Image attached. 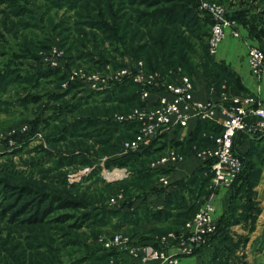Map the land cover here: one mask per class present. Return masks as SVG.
Returning a JSON list of instances; mask_svg holds the SVG:
<instances>
[{"label":"rangeland","instance_id":"rangeland-1","mask_svg":"<svg viewBox=\"0 0 264 264\" xmlns=\"http://www.w3.org/2000/svg\"><path fill=\"white\" fill-rule=\"evenodd\" d=\"M98 1L77 0L73 5L70 2L61 5L58 0H0V75H5L8 70L16 67L23 69L24 74L37 72L41 67L58 68L63 75L61 82L52 76L41 81L37 89L27 91L19 84L6 86L5 83L2 86L4 92L0 91V136L13 133L11 137L18 145L11 151L0 152V188L3 183L30 185L36 190L76 198L87 205L78 209L56 210L46 223H11L7 218L0 219V264H100L93 259L82 262L81 259L89 248L98 245L102 249L100 236L125 233L124 229H129L131 225L127 222L119 224L116 219L106 221L104 209L108 207L134 211L140 208L136 207L141 198L137 197L139 192H126V187L121 183L131 178L132 171L116 164L108 167L105 162L111 155L112 159H116L121 147L115 142V147H111L110 141H102L109 140V137L116 138L114 128L117 123L113 122H122L121 116H127L140 107L131 110V102L126 101L130 94L125 93L117 96L98 94L97 98H90L73 107L77 94L83 98L90 94L85 92L84 84L71 91V78L74 70L92 74L106 71L107 66L111 70H117L122 68L116 67L117 65L136 63L133 57L137 55L136 48L132 46L149 40H134L130 36L125 38L123 33L127 19L138 17L142 11L152 10L155 13L169 5L147 9L143 6H130L127 0H101L112 10L111 13H104L100 8L94 9ZM211 2L229 6L233 14L243 13L262 30L257 32L252 28L250 31V27L247 28L244 21H241L242 36L234 37L230 34L233 43H236L237 54H243L244 48L247 52V47L249 51L253 45L264 48V0ZM185 14L171 30L177 29L180 35L176 51L182 52L181 40H185L190 51H183V60L168 55L170 68L191 75L196 83L204 81L211 91L220 96L227 88L228 78L210 59H215L209 50L211 28L186 25L185 22H191L192 17L189 13ZM94 20L95 25L104 28L101 30L90 26ZM132 28H137L140 32L147 30L140 29L137 24ZM142 52L146 59L148 55ZM27 54L31 56L27 57ZM97 57L107 62L104 68L93 61ZM162 66L159 68H163ZM29 90L42 94V101H21L20 99L28 96ZM58 92H64V96L51 97V94ZM92 119L111 125H96L97 128L93 130V125L88 124ZM210 134L208 131L203 133ZM219 135L211 134L213 139ZM203 147L207 148L208 144L201 142L192 146H179L180 151H176L185 159L198 153ZM109 149L112 150L109 152ZM163 155L156 160L146 159L144 166L155 169L153 164ZM124 169L129 172L127 177L118 180L108 177L111 172L114 171L115 174ZM205 175L210 173L206 172ZM249 175L247 186L232 199L233 209L230 206L225 211L224 206H218L216 213L224 212L221 216L214 214L218 228L223 230L222 234L217 230L218 233L213 235L214 239L212 237L209 244L201 247L194 255L184 257L183 264H264V175L262 178L258 174L252 175L251 170ZM162 176L158 178L157 184ZM125 182L126 185L129 183ZM146 184L147 182H142L137 185L145 189ZM218 193H224V189L214 187L211 181L206 191L202 190L204 196L196 201L201 202V206L212 194L215 197ZM14 199L15 197L8 198L11 202ZM214 201L217 205L216 199ZM86 211L94 215L93 223L89 221L91 225L82 228L72 227L73 220H52L60 213L70 212L80 217ZM127 234L132 237L133 233ZM163 234L165 233L156 235ZM119 258L118 254L110 261Z\"/></svg>","mask_w":264,"mask_h":264},{"label":"trees","instance_id":"trees-1","mask_svg":"<svg viewBox=\"0 0 264 264\" xmlns=\"http://www.w3.org/2000/svg\"><path fill=\"white\" fill-rule=\"evenodd\" d=\"M75 1L77 0H63V1L58 0V2L61 5L63 3H68V2H70L71 5H73L74 4L73 2ZM90 1L97 2L98 0H90ZM127 3L130 6H143L147 9H155V8L157 9L159 6L169 5L161 8V10H158L155 13L151 12L152 10L150 12L142 11L139 13L138 17L137 16H132L134 18L129 17L127 19L126 24L124 25L123 36L125 38L130 36L131 39L134 40H138V39L149 40L148 42H143L141 44L139 43L132 46L136 48L135 53L137 54V55H133L134 61L137 63L139 61H142L144 63L145 70L149 72L158 71L165 74L169 70L173 69L170 68L171 64L168 61V55L172 57H179L183 60L184 57L183 51L187 50L189 53L190 51L189 45L185 43V40H181L182 41L181 43L183 45L182 52L178 53V51H176L175 49L176 45L177 43H179L177 38H179L180 35L177 33V29L171 30L173 25L179 24L178 21L179 18H184L185 13H186L185 16L188 15L189 13L192 17L190 20L192 23L186 21L185 22L186 25L196 24L198 26L208 27L209 29L212 26V21L210 17L207 14L202 16L200 12H198V8H199L198 0H127ZM227 7L229 8V6ZM99 8L102 9L104 13L112 12L108 4H105L101 0L98 1V4L94 7L95 10H98ZM230 16L232 18L237 19L239 24L241 21H244L247 28L250 27L249 28L250 31L252 30V28L255 31L257 30V32L262 31L259 30L260 28H258V25H256L254 21L253 23H251V21L243 13L239 12L236 15L233 14L232 11H230ZM131 19L133 20V22ZM135 19L136 21H134ZM90 24H91L90 26H96L95 28H99L101 30L104 28V26L99 27L95 25L96 24L95 20ZM134 24H137L140 27V29L147 28V30L145 32H140L139 30H137V28H132ZM262 28L264 31V25H262ZM142 51H144L148 55L146 59H148L149 62L143 58L145 54H143ZM26 56L29 57L31 55L27 54ZM32 56L36 57L34 55ZM210 59L212 60L214 66L219 67V69H221L222 72L226 74L224 76L228 78L227 88H226L227 92L229 94H238V95L243 94V92H245V87L243 86L240 77L227 64L223 62H218L216 61V59L213 60L212 57ZM93 61L100 63L101 64L100 66H102V68H104L107 65L106 64L107 62L104 61V59H102L101 57L99 58L97 57V60L93 59ZM126 65L124 64L117 65L116 67H124ZM161 65H163L162 66L163 68H159ZM22 70L20 67H16V68H12V70H8L7 74L0 75L1 93L4 92L2 91V86L5 83L6 86L12 84H19L25 87L24 89L25 91H27L28 89H37L41 85V81H45L44 79L46 78H51L52 76H55L57 81L60 82L63 79V75H61V72L58 68L41 67L37 72H32V73L27 72V74H24ZM15 72L18 73L14 74ZM26 83H28L29 85H24ZM80 85L81 84L77 82L73 83L71 91L76 90ZM29 91L30 93H27L28 96L20 99L21 101H23L24 103L29 102L30 100L36 103L42 101L43 99L42 94H40L39 92H33L32 90ZM141 91H142V87L139 84L134 83L132 80H124L122 82L114 83L105 91L91 93L90 95L88 94L89 96H86L85 98L80 96L79 98L77 94L76 102L74 105L72 104V106L75 107L77 105H80L82 101H86L90 98H97L98 94H102L101 96L104 95L117 96L120 95L121 93H125L127 95L130 94L129 96L126 97V101L131 102L130 104L131 110L135 107L142 108L145 105V103L141 98ZM77 92H75V96ZM62 93L64 92L51 94V97L60 98L64 96ZM113 123H117L116 126L114 124L115 126L114 132H116L117 137L111 138L108 136L109 140H102L103 142L110 141L109 143H111V147L113 146L115 147V145L113 144V142H115L122 148L124 141L135 137V135L139 131V123L136 121H122V122H113ZM88 124L93 125L92 126L93 130L97 128L96 125H109V126L111 125L109 123H103L102 121L96 119L90 120ZM177 131L178 130H176L175 132L177 133ZM205 131H208V133L211 132V134L218 133L219 135L222 133L223 127L211 121H200L198 122L195 130L192 132L191 138L188 140L182 141L178 139L177 135H175V137H172L169 134H165L154 140V142L150 146H148L142 151L129 152L126 154L119 153L120 155L118 154L119 156H117L116 159H112L113 155H111L108 159H106L105 162L108 165V167L112 166L113 164H116L117 166L120 167L129 168L132 171V172L130 171L131 178L121 182L124 184L123 186L126 187L127 190L126 192L138 191L139 193L137 197L141 195H144L145 197L148 195L150 191H153L155 193L156 192L160 193L161 191H166V190L164 188H159L157 186L158 178L161 175L170 174L173 171V167L152 169L151 167L146 168L143 162L148 158H152L153 160H156V158L163 155L166 152V150H168L169 148H174L175 150L180 151L178 149L179 146L181 147L192 146V144L194 143H201V142H205V144H208V147H212L213 145H215V140L212 138L211 134L203 135ZM111 150L112 149H109V152ZM186 151L187 149H185V152ZM247 165L248 163L245 164L243 173L233 184L234 192L232 195V199H234V196L236 197V195L241 189L247 186L248 177H250L249 175L250 168ZM206 172H209L208 165L198 170V172L194 174L191 180L179 181L177 183V186L180 187V190H174L166 194L167 195L166 205L163 208L153 209L148 205H145L142 208H136V210L134 211H127V210H120V209L118 210L115 208L107 207L106 208L107 210L104 209L103 211V216L106 217V221L116 219L118 223L127 222L132 226H138L145 222H150L153 220H157L162 225H164L166 221H168L171 217L175 215L176 212H178L176 214L177 218H184V219L180 221V223H177L176 224L177 226L175 227L166 226V229L164 226H161L159 228H156L152 233L156 235L157 233H166V230L167 232L174 229L178 230L181 224L186 219L191 218L200 208L201 202H198L196 200H198L197 198L201 199V197L204 196L202 194V190L206 191V187L209 184V182L211 183V179H212L211 174L208 176L205 175ZM125 181H129V183L126 185L125 183L127 182ZM142 182L143 183L147 182L146 184L147 186L145 187V189H141L142 187L137 185ZM128 186H130V188ZM204 193L206 194V192ZM10 197H15V199L11 202L10 200H8V198ZM84 207H87V205L76 198H69L60 193H52L50 191L36 190L35 188H33V186L30 185H14L10 183H3L2 188H0V219L7 218V220L11 223L13 222H20L23 224L46 223L47 220H50L49 219L50 215L54 213L56 210L66 209V208L78 209ZM231 212H229V214H231ZM93 216L94 215L88 211L81 214L80 217L75 216V214L70 212H64L58 214V216L52 218V220L54 222H69L70 220H73L71 224L72 227L82 228L85 225H91L89 221L91 222L93 221L92 218ZM87 222L88 224H86ZM219 231L222 234L223 232L222 228L221 229L218 228V232ZM134 232L136 233L137 231ZM141 238L145 239L144 236H141ZM225 238H227L226 235ZM118 254L119 253L117 252L102 251V249H100L99 246L96 245L95 248H89V250L81 259V262L89 261L93 259L96 263L106 264L110 262V259L112 257Z\"/></svg>","mask_w":264,"mask_h":264},{"label":"built area","instance_id":"built-area-1","mask_svg":"<svg viewBox=\"0 0 264 264\" xmlns=\"http://www.w3.org/2000/svg\"><path fill=\"white\" fill-rule=\"evenodd\" d=\"M199 2L200 14H207L212 21L209 38V50L212 54L218 51L228 35L242 36L240 24L230 16L227 6L208 0ZM248 61L252 72L261 76L264 71L263 48L251 46ZM71 80L73 83L84 84L87 94L105 91L114 83L124 80H132L142 87L141 98L145 105L136 108L127 116L120 117L122 121L139 123V131L135 137L124 141L121 154L142 151L160 136L171 135L193 123L213 121L221 125L223 131L214 139L215 145L197 153L205 166H209L208 173L212 176L214 187L231 188L244 171V159L236 145L238 136H264V103L259 93L229 94L225 89L217 100H199L194 96L195 82L191 76L179 70H169L165 74L149 72L145 70L142 61L129 62L117 70H111L107 66L106 71L92 74L74 70ZM12 134L0 136V152L11 151L17 147L18 142L11 137ZM182 160L183 156L178 151L169 148L153 166L176 167ZM118 173L113 180L123 179L129 174L126 169ZM160 183L168 187V176L163 175ZM213 197L212 194L178 230L157 235L152 241H136L130 234L123 232L103 234L99 237L102 251L117 252L120 256L119 260H111L108 264H181L184 257L194 255L201 247L209 244L218 230ZM125 254L137 258L138 263L128 262Z\"/></svg>","mask_w":264,"mask_h":264},{"label":"crops","instance_id":"crops-1","mask_svg":"<svg viewBox=\"0 0 264 264\" xmlns=\"http://www.w3.org/2000/svg\"><path fill=\"white\" fill-rule=\"evenodd\" d=\"M230 37L232 36L228 35L226 39L222 41L218 51L214 54L216 61L227 64L240 77V80L243 86L245 87V92L243 93H259L261 100L264 103V71L261 76H257L256 74H254L250 68L248 61V47L247 52L246 48H244L243 54H241L240 52H238L237 54L235 49L236 43H233V40ZM199 82L200 83L195 82V98L199 100H217L219 98V93L211 91L204 81ZM196 126L197 123H193L190 127L186 129H179L177 133L175 132L176 134L173 133L171 134V136L175 137V135H177L179 140H188L191 138V134L195 130ZM236 145L238 148V152L244 157V163H248L247 166L250 168L252 175L258 174L262 178V175H264V136L255 138L249 137L247 134H240L237 138ZM259 162L262 163L260 164ZM202 167H205V164L203 160L198 157L197 153H194L191 156L183 159V161L180 162L176 167H173V171L170 174H167L170 182L168 187L163 186L160 182L157 184L159 188H164L166 191H161L160 193L150 191L145 197L144 195H141V198L139 197L140 200H138L139 202L136 204V207L142 208L145 205H148L149 207H153L154 209L163 208L166 205V194L174 190H180V187L177 186V183L181 180H191L194 174H196L198 170H200ZM154 168L168 167L165 165H161ZM255 187H257V185ZM221 188L224 189V193L220 194V192L215 196L217 198L213 197L212 199L215 207V213L217 211L218 206H224L225 211H227L230 206L233 209V186L231 187V190L230 188L224 186ZM214 199H216L217 205H215ZM223 212H217L216 214L217 216H221ZM177 213L178 212H176L173 217L166 221L164 225H162L157 220H153L150 222H145L138 226L129 225V229H127V227L124 229L125 233H133L132 235L136 241H152V239L157 236L152 233L156 228H159L161 226L175 227L177 226V223H180L181 220L177 219L181 218H177ZM134 231L137 232L135 233ZM141 236H144L145 239L141 238ZM124 257L128 262L138 263L137 258H134L131 255L125 254ZM183 260L181 264H183Z\"/></svg>","mask_w":264,"mask_h":264},{"label":"bare ground","instance_id":"bare-ground-1","mask_svg":"<svg viewBox=\"0 0 264 264\" xmlns=\"http://www.w3.org/2000/svg\"><path fill=\"white\" fill-rule=\"evenodd\" d=\"M117 174H119V173H113V174H110V175H108V177H110V178H115V176L117 175Z\"/></svg>","mask_w":264,"mask_h":264}]
</instances>
